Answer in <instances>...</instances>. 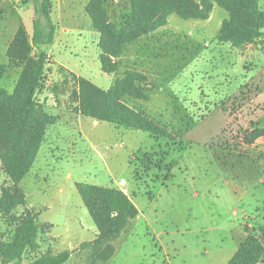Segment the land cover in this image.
<instances>
[{"label":"rangeland","instance_id":"obj_1","mask_svg":"<svg viewBox=\"0 0 264 264\" xmlns=\"http://www.w3.org/2000/svg\"><path fill=\"white\" fill-rule=\"evenodd\" d=\"M55 40L44 46L47 65L36 101L57 117L48 126L30 172L18 183L39 213L41 253L70 250L64 264H92L97 226L76 186L87 182L127 192L139 214L113 243L115 254L95 264H224L250 230L264 225V138L244 142L264 126V35L235 47L217 33L229 12L215 4L205 20L170 14L167 23L128 43L119 69H101L100 32L88 0H53ZM201 1V0H198ZM264 11V0H259ZM131 0H110L121 25ZM0 9V90L12 94L21 68L7 51L20 25L33 32V0H3ZM134 69L148 75L149 100L125 101L164 126L170 136L117 127L75 111L69 72L108 89ZM13 182L0 151V200ZM19 206L14 213L21 214ZM13 218L0 214V240L11 241ZM4 262L0 256V264ZM262 264H264L262 262Z\"/></svg>","mask_w":264,"mask_h":264},{"label":"trees","instance_id":"obj_2","mask_svg":"<svg viewBox=\"0 0 264 264\" xmlns=\"http://www.w3.org/2000/svg\"><path fill=\"white\" fill-rule=\"evenodd\" d=\"M33 1L32 34L25 25H20L7 51L10 64L22 69L18 83L12 94L0 90L1 159L3 169L13 182L12 186L3 187L0 214L10 216L15 224L13 239L0 240V256L4 262L12 260V264H23L29 250L40 248L38 237L43 229L39 213L28 207L18 183L34 165L48 126L57 121V117L45 111L35 98L42 86L48 60L43 47L54 42L57 31L52 16L54 1ZM109 1L88 0L86 5V12L100 32L101 69L108 74L119 69L118 56L128 43L163 26L173 13L183 19L205 20L218 4L230 15L217 33L220 42L241 47L257 43L264 35V11L260 9L259 0H131V8L121 25L112 21L107 9ZM3 13L0 9V16ZM148 78L147 74L130 69L108 89L74 72H69L64 82L72 84L71 99L77 113L157 137L170 136L164 126L125 101L126 97L149 100ZM262 137L264 126H257L245 131L244 142L251 145ZM76 186L98 229L96 237L82 243L81 247L93 248L92 264L109 260L116 250L113 242L140 211L132 197L118 187L87 182H77ZM19 206L24 210L17 215L14 211ZM246 231V238L227 264L264 263V225L252 230L246 227ZM70 256V250L46 251L26 264H64Z\"/></svg>","mask_w":264,"mask_h":264},{"label":"crops","instance_id":"obj_3","mask_svg":"<svg viewBox=\"0 0 264 264\" xmlns=\"http://www.w3.org/2000/svg\"><path fill=\"white\" fill-rule=\"evenodd\" d=\"M237 250H235L233 253L229 254V256H226L224 259V264H227V262L232 258V256L235 254ZM258 264H262V263H258Z\"/></svg>","mask_w":264,"mask_h":264}]
</instances>
